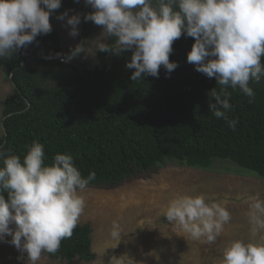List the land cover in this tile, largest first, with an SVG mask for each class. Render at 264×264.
<instances>
[{"label":"trees","instance_id":"16d2710c","mask_svg":"<svg viewBox=\"0 0 264 264\" xmlns=\"http://www.w3.org/2000/svg\"><path fill=\"white\" fill-rule=\"evenodd\" d=\"M93 11L85 0H61L51 14L78 13L86 42L96 33L94 22L84 20ZM114 42L110 37L107 44ZM194 42L185 32L170 54L177 67L168 72L161 66L158 77L142 74L137 81L131 80L135 69L126 67L131 51H98L90 63L68 60L74 50L63 49L58 30L0 57V69L13 86L2 111L0 168L7 155L23 160L26 146L40 142L46 165L56 154H68L84 178L94 172L87 188L119 187L173 163L211 171L231 162L264 179V76L249 83L255 93L251 103L239 87L228 86V120L216 118L210 92L220 86L188 63ZM229 120L237 121L234 129ZM0 194L7 198L6 191ZM91 235L89 224H78L56 253L44 254L68 263L95 261Z\"/></svg>","mask_w":264,"mask_h":264},{"label":"clouds","instance_id":"9594fccd","mask_svg":"<svg viewBox=\"0 0 264 264\" xmlns=\"http://www.w3.org/2000/svg\"><path fill=\"white\" fill-rule=\"evenodd\" d=\"M85 3L94 11L84 20L102 26L103 33L115 38L111 45L98 43V50L132 52L126 65L135 69L132 81L142 74L158 77L161 66L173 71L177 67L170 61L173 44L186 32L195 40L188 63L208 78H215L220 86V91L214 88L210 92L209 109L216 118L228 120L224 111L232 107L228 86L239 87L251 98L250 103L254 99L249 83L264 76V0H157L155 6L152 0ZM60 6L61 0H0V57H10L32 44L38 35L50 33L51 11ZM68 23L73 26L71 35H78L80 15H72ZM81 51L78 46L67 59ZM228 123L234 129L237 121ZM26 147L23 160L9 154L0 168V193L7 192V198L0 194V240L11 236L10 243L27 253L29 264H36L42 253H56L61 242L73 235L86 206L80 193L95 179V173L84 178L68 154L58 153L46 165L43 144L34 142ZM245 203V215L255 236L264 231V199L249 195ZM226 204L206 201L202 194H183L170 200L163 214L192 239L206 238L212 244L231 220ZM13 224L15 228L10 227ZM111 235H120L116 221ZM219 264H264V237L247 243L240 239L228 242Z\"/></svg>","mask_w":264,"mask_h":264},{"label":"rangeland","instance_id":"374dc122","mask_svg":"<svg viewBox=\"0 0 264 264\" xmlns=\"http://www.w3.org/2000/svg\"><path fill=\"white\" fill-rule=\"evenodd\" d=\"M46 10V9H45ZM52 13V30H58L65 51L80 46L83 51L73 59L90 63L98 53L97 44L107 43L109 36L102 26L96 25L95 36L84 42L81 23L79 34L71 35L72 25L68 19L76 12ZM64 16L63 19L58 17ZM64 59L65 56H57ZM13 91L5 70L0 69V138L3 136L2 111L4 101ZM229 170V171H227ZM203 195L206 201H226L231 214L215 243L206 238L194 240L167 221L163 209L177 195ZM258 194L264 199V179L231 162H221L211 171L191 169L173 163L157 171L144 173L130 179L119 187H89L80 195L85 209L79 225L92 228V251L97 259L82 262L78 259L68 263L52 260L44 253L36 264H219L222 250L233 240L259 241L264 231L253 236L251 224L245 215L246 198ZM120 226V235L113 237V222ZM15 228V225H10ZM12 237L0 240V264H29L27 253H21L10 243Z\"/></svg>","mask_w":264,"mask_h":264},{"label":"water","instance_id":"95a60500","mask_svg":"<svg viewBox=\"0 0 264 264\" xmlns=\"http://www.w3.org/2000/svg\"><path fill=\"white\" fill-rule=\"evenodd\" d=\"M12 78V77H11ZM3 129H4V126H3Z\"/></svg>","mask_w":264,"mask_h":264}]
</instances>
